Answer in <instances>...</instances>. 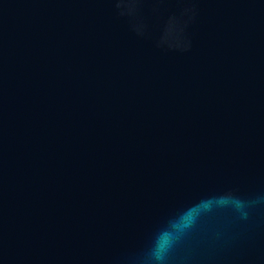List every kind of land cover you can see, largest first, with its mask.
Segmentation results:
<instances>
[{
    "label": "water",
    "instance_id": "1",
    "mask_svg": "<svg viewBox=\"0 0 264 264\" xmlns=\"http://www.w3.org/2000/svg\"><path fill=\"white\" fill-rule=\"evenodd\" d=\"M0 264H264V0H0Z\"/></svg>",
    "mask_w": 264,
    "mask_h": 264
},
{
    "label": "clouds",
    "instance_id": "2",
    "mask_svg": "<svg viewBox=\"0 0 264 264\" xmlns=\"http://www.w3.org/2000/svg\"><path fill=\"white\" fill-rule=\"evenodd\" d=\"M167 248L163 246H158L152 253L156 261H162L164 259V254Z\"/></svg>",
    "mask_w": 264,
    "mask_h": 264
}]
</instances>
